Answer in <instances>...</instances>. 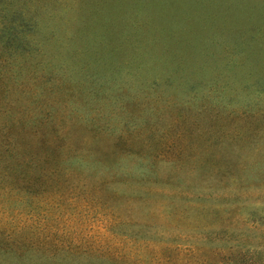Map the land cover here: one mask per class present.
<instances>
[{"label": "rangeland", "instance_id": "rangeland-1", "mask_svg": "<svg viewBox=\"0 0 264 264\" xmlns=\"http://www.w3.org/2000/svg\"><path fill=\"white\" fill-rule=\"evenodd\" d=\"M0 264H264V0H0Z\"/></svg>", "mask_w": 264, "mask_h": 264}]
</instances>
